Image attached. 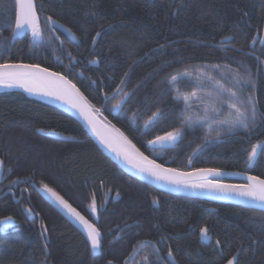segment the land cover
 Instances as JSON below:
<instances>
[{
    "label": "trees",
    "instance_id": "obj_1",
    "mask_svg": "<svg viewBox=\"0 0 264 264\" xmlns=\"http://www.w3.org/2000/svg\"><path fill=\"white\" fill-rule=\"evenodd\" d=\"M36 1L42 36L19 38L12 33L15 0H0V63H37L69 75L92 107L157 163L264 179V151L254 167L247 164L252 147L264 142V0ZM46 16L69 27L76 42L66 38L68 46L60 47ZM217 66L252 76L257 117L251 131L182 126L189 107L170 78ZM175 129L182 135L174 149L149 146ZM0 160V220H14L0 229V264H227L234 256V264H264V210L153 188L122 171L64 110L22 90L0 93ZM43 185L97 222L98 253L38 192ZM203 226L210 243L201 240ZM144 239L155 242L162 259L148 241L145 252H135Z\"/></svg>",
    "mask_w": 264,
    "mask_h": 264
},
{
    "label": "snow or ice",
    "instance_id": "obj_2",
    "mask_svg": "<svg viewBox=\"0 0 264 264\" xmlns=\"http://www.w3.org/2000/svg\"><path fill=\"white\" fill-rule=\"evenodd\" d=\"M42 7V5H41ZM14 27L12 28L13 36L23 31H30L34 38L42 36V30L40 27L39 16L36 12L35 0H15L14 7ZM46 21L49 24L57 23L51 16L46 17ZM101 36L100 32L96 33V37ZM223 39V38H222ZM231 40L232 37H227ZM96 38H93L92 43L95 44ZM264 43V39L261 40ZM7 49V45L4 46V50ZM189 74L190 73H186ZM127 73H125V76ZM171 81H176L177 76H172ZM235 79L238 82H242L246 85H252V79L250 75H242L235 73ZM124 80H121V84ZM0 86L2 87H22L29 93H42L44 95L53 96L57 100H60L68 104L71 108L77 110L79 114L89 124L95 134L101 139V141L116 153L118 157H122L125 162L138 169L141 173L155 178L158 181H163L167 184H173L177 186H183L185 188H201L210 189L218 192L225 197L229 198H241L246 201L256 202L261 205V209L264 210V179L258 176L249 175L247 177V184H229L222 183L218 180H209V176H221L223 175L222 169H197L193 172H182L178 169L165 168L161 164H157L155 161L149 160L139 150L135 149V146L120 133L118 129H107L104 125L97 120L94 115L95 110L87 102V98L80 92L75 84L72 83L66 76L59 72H52L47 68H42L40 65H29L23 63H2L0 64ZM229 95V101L227 103L228 118L221 120L218 123L221 125H227L229 131H233L237 128H243L246 131H251L256 126L257 109L254 100L249 96L244 99H240L238 93L231 89L227 90ZM125 96L128 93L124 94ZM196 93H191L190 96H183L185 105L190 107V100L195 97ZM177 98H180L179 96ZM235 98V99H232ZM119 105H116L118 107ZM161 115L159 110L153 113V117ZM150 118V119H152ZM147 123V122H146ZM183 124L192 126V118L186 117ZM181 130L175 129L172 132H168L163 137H157L155 140L150 141L151 144H164L166 142H175L181 137ZM219 132L216 133L218 137ZM211 139V136L207 137ZM264 142H258L254 145L251 151L247 155V164L251 166L258 158V155L264 149L260 148V145ZM3 170V161L0 160V171ZM11 171V170H10ZM25 181L27 178H24ZM43 188L51 192L58 203L68 210L74 218L80 222L87 231V239L90 241L91 248L95 251L101 246V233L94 225L89 224L84 217H82L63 197L59 196L47 185H43ZM118 195V193H117ZM31 212V209H28ZM92 211H96V205L93 201ZM11 217L8 218V221ZM5 221L4 223H7ZM43 227V226H42ZM201 238L205 241H210L209 230L204 227L200 229ZM219 241L216 244L219 245ZM158 251V250H156ZM168 257H172V251L169 249L167 253ZM236 257L228 259L227 264H234ZM173 264L175 262L173 261Z\"/></svg>",
    "mask_w": 264,
    "mask_h": 264
},
{
    "label": "water",
    "instance_id": "obj_3",
    "mask_svg": "<svg viewBox=\"0 0 264 264\" xmlns=\"http://www.w3.org/2000/svg\"><path fill=\"white\" fill-rule=\"evenodd\" d=\"M36 2V0H35ZM36 12H37V4H36ZM53 18V17H52ZM54 21H57V23L54 24H50V28H52L53 30H65L67 36L73 41H76V38L74 36V34L71 32H68L65 28H63L65 25L63 23H61L60 21H58L57 19L53 18ZM40 22V20H39ZM40 27H41V22H40ZM55 32V31H54ZM26 33H31L30 31H23L20 33H17V35L19 37L24 36ZM56 35V34H55ZM263 39H264V34H263ZM261 45H263V43H261ZM7 63H23V64H29V65H40L37 63H29V62H7ZM40 67L42 68H47L43 65H40ZM52 72H57L53 69L47 68ZM60 73V72H59ZM62 74V73H61ZM64 75V74H62ZM65 76V75H64ZM67 77V76H66ZM68 78V77H67ZM55 98V97H54ZM126 99V98H125ZM125 99L122 101V103L115 109V111H117L122 104L124 103ZM59 104L55 105L57 107H59L60 109L64 110L67 114H69L70 116H72L83 128L84 130L87 132V134L90 136V138L94 141V143L98 146V148L105 154L107 155L109 158H111L115 164H117L122 171H124L126 174L132 176L133 178H136L138 180H140L141 182H144L148 185H150L153 188L156 189H160V190H164V191H169L172 194L178 195V196H182V197H186V198H197L200 200H207L209 202H213V203H219V204H235V205H239V206H243V207H248V208H252L255 210H262L261 209V205H259L256 202H252V201H246L243 200L241 198H229V197H225L224 195L212 191L210 189H201V188H191V187H183V186H177V185H173V184H167L163 181H158L155 178L147 175L146 173H141L138 169L134 168L133 166H131L130 164H128L127 162H125L123 160L122 157H118L116 155V153L114 151H112L109 147H107L102 141L101 139L95 134V132L92 130V128L89 126V124L85 121V119L79 114V112L73 108H71L68 104L58 100ZM87 102L89 103V105L92 107V105L90 104V102L87 100ZM94 110L95 108L92 107ZM94 115L96 116L97 120L100 121V123L102 125H104L107 129H110V126L105 119L101 116H99L96 113V110L94 112ZM117 129V128H116ZM119 130V129H118ZM120 131V130H119ZM121 132V131H120ZM166 135V134H165ZM165 135H161L159 137H163ZM176 142V141H175ZM175 142H166L164 144H150L151 147L154 148H171L173 147ZM260 148H263V144L260 145ZM260 154V153H259ZM145 156V155H144ZM146 157V156H145ZM148 158V157H147ZM149 159V158H148ZM151 160V159H149ZM153 161V160H152ZM157 163V162H156ZM160 164V163H157ZM163 165L165 168H172V169H177V168H173L164 164ZM4 167V166H3ZM204 169H211V168H204ZM180 170V169H178ZM182 171V170H180ZM195 170H190V171H186V172H193ZM2 171H0V182H1V176H2ZM184 172V171H182ZM251 175L249 173H247V175L243 174V173H239V174H230V173H226L223 171V175L221 176H209L208 179L209 180H218L221 181L219 179H214V178H229L226 180H231V179H235L236 183L235 184H247L248 183V179L247 177ZM51 189V188H50ZM39 193L45 198L47 199L56 209H58L72 224L73 226H75L80 232H82L86 238H87V231L85 229V227L77 221L76 218H74L71 214H69L68 210L65 209L63 206H61L58 201L55 199V197L52 195L51 192L46 191L43 186L38 188ZM53 192H55L54 190H52ZM56 193V192H55ZM57 194V193H56ZM69 204V203H68ZM72 207V206H71ZM74 208V207H72ZM75 209V208H74ZM82 217H84V219L89 223L92 224L90 219L85 216L81 211H79L78 209H75ZM93 225V224H92ZM210 237L212 238V236L210 235ZM202 239V238H201ZM89 241V240H88ZM202 241H205L202 239ZM90 242V241H89ZM206 243H208L209 241H205Z\"/></svg>",
    "mask_w": 264,
    "mask_h": 264
},
{
    "label": "rangeland",
    "instance_id": "obj_4",
    "mask_svg": "<svg viewBox=\"0 0 264 264\" xmlns=\"http://www.w3.org/2000/svg\"><path fill=\"white\" fill-rule=\"evenodd\" d=\"M186 73H190V75ZM233 73L234 72L230 70L217 66L185 70L173 75L177 76L176 82H172H175V92L180 98H183V96H190L193 92L196 93V96L192 97L190 100V106H192L185 111L186 116L192 118V123L203 122L207 124L209 128L214 127L216 129L228 127L227 125L218 123L228 118L227 114L229 109L226 102L229 101V95L227 90L231 89L236 91L240 99L249 96L252 98V85L238 82ZM179 79H183L185 82H180L178 81ZM251 79H253L252 76ZM182 89H184V91ZM5 221H8V218L0 220L1 230L14 224L12 218L7 223H4Z\"/></svg>",
    "mask_w": 264,
    "mask_h": 264
},
{
    "label": "bare ground",
    "instance_id": "obj_5",
    "mask_svg": "<svg viewBox=\"0 0 264 264\" xmlns=\"http://www.w3.org/2000/svg\"><path fill=\"white\" fill-rule=\"evenodd\" d=\"M36 4H37V1H36ZM37 14H38V16H39V20H41L40 19V15H39V12L37 11ZM41 22H42V20H41ZM63 28H65L68 32H72L70 29H68V27L67 26H64ZM65 35H67L66 34V31L63 29V30H61ZM73 33V32H72ZM264 34V33H263ZM26 35V34H25ZM16 37H19L17 34H16ZM24 37V36H23ZM20 38V37H19ZM76 38V37H75ZM7 63V62H6ZM0 64H2V63H0ZM93 64H97V60L93 63ZM63 74V73H62ZM65 75V74H64ZM66 76V75H65ZM68 79L69 80H71L69 77H68ZM72 81V80H71ZM72 83L73 84H75L73 81H72ZM76 85V84H75ZM76 87L78 88V86L76 85ZM22 90L23 92H25L29 97H33V98H36V99H38V100H41V101H44V102H47V103H49V104H53V105H57V104H59V102H58V100L56 99V98H54L53 96H48V95H44V94H42V93H29V92H27L24 88H22V87H11V88H9V87H2V86H0V93L1 92H4V91H9V90ZM79 89V88H78ZM85 97V96H84ZM128 97H129V95H127V96H124V98L120 101V103L118 104V105H120L121 103H122V101L125 99V101H124V103L122 104V106L116 111V113L124 106V104L126 103V101H127V99H128ZM96 113L101 117H103V118H105L99 111H97L96 110ZM109 123V122H108ZM111 124V123H110ZM196 126V125H195ZM116 129L115 128V126L114 127H110V129ZM120 132V131H119ZM121 133V132H120ZM124 135V134H123ZM165 135V134H164ZM125 136V135H124ZM126 137V136H125ZM127 138V137H126ZM128 139V138H127ZM156 139V138H155ZM154 139V140H155ZM129 140V139H128ZM130 142H131V144L132 145H134L135 146V144L131 141V140H129ZM178 142V139L176 140V142L174 143V145H173V147H171V148H174V146H175V144ZM151 144V143H150ZM150 146V145H149ZM151 147V146H150ZM263 147H264V144H263ZM151 148H154V147H151ZM135 149H137V150H139L136 146H135ZM154 149H161V148H154ZM165 149H169V148H165ZM263 149V148H262ZM139 152L140 153H142L140 150H139ZM261 153V152H260ZM143 154V153H142ZM143 155H145V154H143ZM260 155V154H259ZM258 155V156H259ZM107 156V155H106ZM108 157V156H107ZM149 157V156H148ZM109 158V157H108ZM111 159V158H110ZM112 160V159H111ZM153 160V159H152ZM257 160V159H256ZM255 160V161H256ZM113 161V160H112ZM255 161H254V163H255ZM253 163V164H254ZM252 164V165H253ZM251 165V166H252ZM208 168H211V167H208ZM201 169H204V168H201ZM217 169H220V168H217ZM3 170H4V167H3ZM181 170V169H180ZM197 170V169H196ZM224 172H226V173H230V174H239V173H243V174H245V175H247V172H238V171H233V170H226V169H222ZM182 171H184V172H186V171H189V170H182ZM252 175V174H251ZM2 176H3V172H2ZM2 176H1V180H2ZM252 176H255V175H252ZM229 178H231V177H229ZM229 178H214V179H229ZM261 178V177H260ZM261 179H263V178H261ZM232 180H235V179H232ZM38 188L39 187H37V190H38ZM48 188H50V187H48ZM53 190V189H52ZM160 190V189H159ZM161 191H164V190H161ZM39 192V191H38ZM56 192V191H55ZM164 192H167V193H170L169 191H164ZM57 193V192H56ZM59 196H61V197H63L62 195H60L59 193H57ZM172 194V193H171ZM45 199V198H44ZM63 199L64 200H66L72 207H74L75 209H77L74 205H72L65 197H63ZM45 200H47V199H45ZM48 201V200H47ZM49 202V201H48ZM50 203V202H49ZM50 205L52 206V207H54L51 203H50ZM95 205H96V200H95ZM55 208V207H54ZM56 209V208H55ZM61 215H63L58 209H56ZM94 214H95V217L98 219L99 218V213L97 212V210L94 212ZM64 216V215H63ZM65 217V216H64ZM66 218V217H65ZM67 219V218H66ZM68 220V219H67ZM69 221V220H68ZM91 221V223L96 227V228H98V226H97V222L96 221H92V220H90ZM70 222V221H69ZM71 223V222H70ZM43 229H44V232L46 233L47 232V230H46V227L44 226L43 227ZM99 229V228H98ZM208 229V228H207ZM82 233V232H81ZM101 233V232H100ZM83 234V233H82ZM83 236L86 238V236L83 234ZM86 240H87V242H88V244L90 245V242L88 241V239L86 238ZM91 247V246H90ZM92 249V248H91ZM92 251H93V253L94 254H96V253H98L99 252V249H97V250H93L92 249ZM171 260H173V258L171 259ZM170 260V261H171Z\"/></svg>",
    "mask_w": 264,
    "mask_h": 264
},
{
    "label": "flooded vegetation",
    "instance_id": "obj_6",
    "mask_svg": "<svg viewBox=\"0 0 264 264\" xmlns=\"http://www.w3.org/2000/svg\"><path fill=\"white\" fill-rule=\"evenodd\" d=\"M46 17H48V16H46ZM46 20V19H45ZM40 22H41V20H40ZM64 24V23H63ZM65 25V24H64ZM68 29H69V27H68ZM51 30H52V32H53V35L55 36V38L59 41V45H60V47H67L68 45H66L65 44V42H64V40L63 39H68V40H70L69 39V37L67 36V35H65L62 31H58V30H53L52 28H51ZM55 31V32H54ZM56 34V35H55ZM72 42V41H71ZM76 42V41H75ZM62 57L61 56H58L57 57V59H61ZM62 63H63V61H61ZM73 62H74V64H75V61L73 60ZM92 64V63H91ZM94 65H98V64H94ZM66 75V74H65ZM67 76V75H66ZM69 76V75H68ZM67 76V77H68ZM78 77L80 78V79H82L83 78V75H82V73H79L78 72ZM90 78V77H89ZM78 81V80H77ZM77 83V82H76ZM75 83V84H76ZM77 85V84H76ZM78 85H80L79 83H78ZM120 101L121 100H119V103H120ZM127 102V101H126ZM118 103V104H119ZM117 104V105H118ZM126 104V103H125ZM125 104H124V106H125ZM123 106V107H124ZM122 107V108H123ZM117 107H115V109H116ZM121 108V109H122ZM115 109H114V111H113V113L115 114V115H118V113L121 111V109L116 113V111H115ZM101 113V112H100ZM102 114V113H101ZM175 148V147H174ZM174 148H169L170 150H172V149H174ZM263 149H264V147H263ZM263 151H261V153H262ZM260 153V154H261ZM260 156V155H259ZM259 156H258V158H259ZM257 158V159H258ZM257 162V160L255 161V163ZM255 163L252 165L253 167H254V165H255ZM193 164H192V162L190 161L189 162V166H192ZM252 167V168H253ZM178 169V168H177ZM182 170V169H181ZM190 170H195V169H190ZM249 174H252V175H255V174H253L252 172H248ZM255 176H257V175H255ZM219 180H221V181H225L226 179H219ZM231 181H233V182H236V180H232L231 179ZM166 194V193H165ZM177 196V195H176ZM86 215V214H85ZM87 216V215H86ZM89 218V217H88ZM90 219V218H89ZM91 220V219H90ZM93 221V220H92ZM202 228H204V226L202 227ZM208 230H209V235H211L212 236V234L210 233V229L208 228ZM201 235V234H200ZM212 238H213V236H212ZM211 238V239H212ZM202 240V239H201ZM146 241H148L149 242V244H152L151 246L149 245V247H151L150 249H152V250H154L156 253H158V255L160 256V259H162L161 258V253L159 252V250H158V246L155 244V242L153 241V240H148V239H144V241H142L141 243L140 242H138L137 243V246L138 247H136V249H135V252H136V250H137V252H145V250H144V245H142L143 243H145ZM211 241V240H210ZM210 241L208 242V243H210ZM147 243V242H146ZM156 250H158V251H156ZM133 256L134 255H131V259L133 260ZM166 258H168V260H171L172 259V257L170 258V257H168V255H166ZM131 260V261H132ZM172 262V261H171Z\"/></svg>",
    "mask_w": 264,
    "mask_h": 264
}]
</instances>
